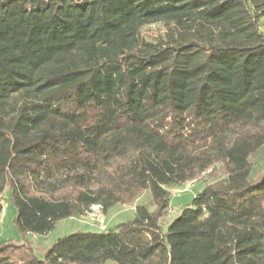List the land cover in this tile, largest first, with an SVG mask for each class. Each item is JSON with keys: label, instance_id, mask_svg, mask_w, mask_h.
I'll use <instances>...</instances> for the list:
<instances>
[{"label": "trees", "instance_id": "obj_1", "mask_svg": "<svg viewBox=\"0 0 264 264\" xmlns=\"http://www.w3.org/2000/svg\"><path fill=\"white\" fill-rule=\"evenodd\" d=\"M263 17L264 0H0V213L7 187L22 235L144 189L153 206L42 258L4 242L0 264H264ZM217 165L163 223L171 188Z\"/></svg>", "mask_w": 264, "mask_h": 264}, {"label": "rangeland", "instance_id": "obj_2", "mask_svg": "<svg viewBox=\"0 0 264 264\" xmlns=\"http://www.w3.org/2000/svg\"><path fill=\"white\" fill-rule=\"evenodd\" d=\"M156 24H151L143 29L145 35L154 36L160 30ZM260 28L264 30V17L260 20ZM254 162V170L258 171L264 165V148L258 155L254 154L251 158ZM223 170L217 165L211 172L207 171L201 174L196 180L188 181L182 185L171 188V199L169 204V215L163 220V223L169 222L179 213L180 207L190 203L196 192H199L202 187L220 179ZM212 173V175H210ZM252 175V173H251ZM3 209L0 213V244L10 241L17 244L27 241L33 246V254L42 258L44 250L48 249L56 239L70 235L72 233H101L108 230H113L119 223L132 220L135 216V207L137 205H146L152 209L151 195L149 189H144L139 195L133 198L126 204H114L105 212L101 205L96 204L89 207L87 212L78 218H64L58 220L50 231L45 235H34L31 233L22 235L15 226L14 219L16 216V208L13 202L9 199V188H5L3 194ZM100 219L104 229L101 227ZM165 226V225H164ZM163 226V227H164ZM103 264H115L114 261L107 260Z\"/></svg>", "mask_w": 264, "mask_h": 264}, {"label": "built area", "instance_id": "obj_3", "mask_svg": "<svg viewBox=\"0 0 264 264\" xmlns=\"http://www.w3.org/2000/svg\"><path fill=\"white\" fill-rule=\"evenodd\" d=\"M100 223L102 224V219H100ZM102 228H104V225L102 224V226H101Z\"/></svg>", "mask_w": 264, "mask_h": 264}]
</instances>
